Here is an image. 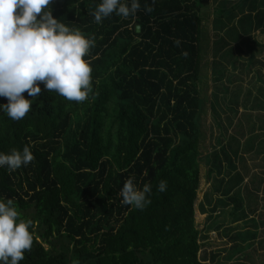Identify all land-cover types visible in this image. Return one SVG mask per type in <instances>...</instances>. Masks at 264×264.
Wrapping results in <instances>:
<instances>
[{
	"label": "trees",
	"instance_id": "trees-1",
	"mask_svg": "<svg viewBox=\"0 0 264 264\" xmlns=\"http://www.w3.org/2000/svg\"><path fill=\"white\" fill-rule=\"evenodd\" d=\"M100 2L53 0L49 8L60 22L96 38L86 57L93 69L88 100L68 101L41 85L23 120H11L0 108V151L28 145L35 155L18 170L0 168V197L13 199L21 217L33 221V247L20 264H224L215 262V253L211 262L200 257L205 236L195 226L204 2L155 0L151 14L141 11L128 20L113 14L97 24L91 13ZM224 5L213 11L211 81L220 83L214 99L227 90L224 79H239L221 60L234 69L239 65L243 73L256 64L254 44H246L248 63H239L227 40L243 35L249 40L264 25V0H223ZM176 38L180 47L173 43ZM258 89L253 99L251 90L242 96L244 111L234 135L224 142L222 132L219 148L208 157V176L215 171L212 193L220 195L210 212L230 206L231 220L244 224L248 213L257 211L259 198H250L248 184L242 187L244 175L234 158L264 155V83ZM7 102L0 97V104ZM234 105L227 106L230 113ZM222 163L229 169L223 171ZM129 178L140 188L152 185L151 204L144 210L121 202ZM161 180L168 184L164 193L157 190ZM210 194L203 195L207 201ZM209 204H199L202 213ZM259 223L264 225V216ZM230 237L229 264H249L245 259L264 264V248L252 244L258 233L236 231Z\"/></svg>",
	"mask_w": 264,
	"mask_h": 264
},
{
	"label": "clouds",
	"instance_id": "clouds-1",
	"mask_svg": "<svg viewBox=\"0 0 264 264\" xmlns=\"http://www.w3.org/2000/svg\"><path fill=\"white\" fill-rule=\"evenodd\" d=\"M53 0H0V97L6 104L0 108L13 121L23 120L31 111L33 101L43 90L56 92L68 101L82 103L93 91L91 59L95 36H87L54 17L49 10ZM142 7L141 0H101L91 13L97 24L115 14L125 20L144 11L151 14L152 5ZM139 30V26H137ZM173 43L180 47L182 40ZM185 58L187 50L181 53ZM27 93V97L24 95ZM30 97V98H28ZM35 160L31 147L10 153L0 151V168L15 171ZM166 180L157 190L167 191ZM150 183L142 188L127 179L120 191L122 204L144 210L151 204ZM112 203V201H110ZM33 221L23 219L13 199L0 197V264H20L34 243Z\"/></svg>",
	"mask_w": 264,
	"mask_h": 264
},
{
	"label": "rangeland",
	"instance_id": "rangeland-1",
	"mask_svg": "<svg viewBox=\"0 0 264 264\" xmlns=\"http://www.w3.org/2000/svg\"><path fill=\"white\" fill-rule=\"evenodd\" d=\"M222 1L203 0V4L205 5L203 9L204 14L206 15L203 16L201 21L203 30V35L201 36L203 52L201 53L202 56L199 79V90L203 109L200 114V124L202 131L199 147L200 184L197 191V199L195 201V226L201 231V237L205 236L201 242L203 247L200 250V256L205 254L206 257L210 258L211 254L215 251V262L223 261L224 264H229L230 260L226 259V255L232 252L234 242L230 239V236H233L236 231L250 230L253 233H258V235L261 233L262 237L264 238V225L259 223L261 217L264 216V173H261L264 168L260 169V166L264 164V161H262L264 155L259 154L254 156V152H250L244 153L243 161L239 160L240 157L234 158V163L238 165L241 174L244 175L242 187L244 184H248L252 191L250 198L256 201L259 198L258 209L253 214L248 213L246 224H244L242 221L233 222L231 220L232 218L229 215L230 206L223 207L219 205L217 206L215 213L210 212L212 204L215 203V199L220 195L219 193H212L215 181L211 178V176L215 178V171L210 173V177L208 176L209 170L211 171L208 157H211L215 150L219 148L218 138H221L222 132L225 135L221 138L224 142L227 141L228 136L234 135L236 130V126L234 125L236 123L235 121L237 117H241V115H239L241 111H244L241 106L243 99L242 96L247 92V90H251V98L253 99L257 94L256 91L260 90L258 87L264 83V25L252 32L249 40L246 38V35L240 36L241 38L237 41L227 40L229 41V46L227 49H233V54L235 58H238L237 61L239 63H248L249 50L247 49L246 44H254L256 49L254 60L256 61V64L250 70L245 68L246 70L243 73V71L240 70L239 65H237L236 69H234L231 63L221 60L222 65L226 66L228 72L238 76L239 79L232 80L231 82H228L227 79L223 80V84L226 86L227 90L219 92L220 95L215 98L219 100V103H217L214 97H212V94L215 91V86H219L220 83L213 85L211 81V68L213 61L211 55V46L214 39L212 22L214 19L213 11L217 8L225 7V5L222 6ZM237 1L240 2V0ZM240 14V12H237V17ZM237 17L234 21L237 20ZM221 34H224V32L221 31ZM258 61L260 63L259 66ZM259 69L260 74L257 72ZM223 99L224 102L222 101ZM233 102H236L238 106L234 105L235 112L230 113L227 106H232ZM213 109L216 111V114ZM229 117L232 121L231 126L227 120ZM216 120H218L220 124ZM222 169L223 171L229 169L228 164L222 163ZM209 193L211 194L208 201H210L211 204L207 205L205 212L202 213L199 204H206L208 202L203 195H209ZM243 194L245 193L243 192ZM214 229L215 234L213 232ZM225 231H227V233H225ZM252 244L256 245V241L254 240ZM262 259L264 260V256Z\"/></svg>",
	"mask_w": 264,
	"mask_h": 264
},
{
	"label": "crops",
	"instance_id": "crops-1",
	"mask_svg": "<svg viewBox=\"0 0 264 264\" xmlns=\"http://www.w3.org/2000/svg\"><path fill=\"white\" fill-rule=\"evenodd\" d=\"M264 238L262 237V234L260 233L259 235H258V237L256 238V246L257 247H259L260 246V244H261V246L264 248V240H263ZM214 253H215V251H214ZM213 254V253H212ZM212 254H211V256H212ZM205 256V254L201 257V258H203L204 260H205V262H210L211 260H209V259H211V256H210V258H208V257H204ZM245 261H247L249 264H263V262H259V261H257V262H253V261H249V260H246L245 259ZM259 262V263H258Z\"/></svg>",
	"mask_w": 264,
	"mask_h": 264
},
{
	"label": "water",
	"instance_id": "water-1",
	"mask_svg": "<svg viewBox=\"0 0 264 264\" xmlns=\"http://www.w3.org/2000/svg\"><path fill=\"white\" fill-rule=\"evenodd\" d=\"M138 26V25H137ZM137 28V27H136ZM139 29H140V26H139ZM138 31V30H137Z\"/></svg>",
	"mask_w": 264,
	"mask_h": 264
},
{
	"label": "built area",
	"instance_id": "built-area-1",
	"mask_svg": "<svg viewBox=\"0 0 264 264\" xmlns=\"http://www.w3.org/2000/svg\"><path fill=\"white\" fill-rule=\"evenodd\" d=\"M214 232V231H213ZM214 234H215V232H214Z\"/></svg>",
	"mask_w": 264,
	"mask_h": 264
}]
</instances>
